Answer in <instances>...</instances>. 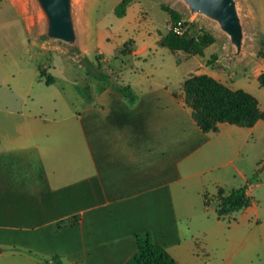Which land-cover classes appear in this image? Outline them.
<instances>
[{
    "label": "crops",
    "instance_id": "0c3cea01",
    "mask_svg": "<svg viewBox=\"0 0 264 264\" xmlns=\"http://www.w3.org/2000/svg\"><path fill=\"white\" fill-rule=\"evenodd\" d=\"M141 82L79 105L0 82V264H123L146 233L179 264H264V121L204 132L184 82ZM246 184L251 204L219 216L218 190Z\"/></svg>",
    "mask_w": 264,
    "mask_h": 264
},
{
    "label": "rangeland",
    "instance_id": "374dc122",
    "mask_svg": "<svg viewBox=\"0 0 264 264\" xmlns=\"http://www.w3.org/2000/svg\"><path fill=\"white\" fill-rule=\"evenodd\" d=\"M120 1L73 0L80 45L76 48L45 36V17L35 0H0V82L12 76L34 79L33 96L42 95L47 105L60 103L59 95L79 105L84 97L107 87L132 85L139 92L143 81L146 87L165 83L178 90L188 76L206 73L216 74L231 89L251 93L264 107V87L258 81L264 71V0L238 5L247 36L239 55L217 22L191 13L180 0H133L126 14L118 17L114 9ZM162 5L182 14L187 23L183 34L207 31L215 37L203 56L187 58L186 52L161 45L173 27ZM97 72L108 75L107 80L93 75ZM51 76L53 86L47 84ZM6 92L2 83L0 100L8 99Z\"/></svg>",
    "mask_w": 264,
    "mask_h": 264
},
{
    "label": "trees",
    "instance_id": "16d2710c",
    "mask_svg": "<svg viewBox=\"0 0 264 264\" xmlns=\"http://www.w3.org/2000/svg\"><path fill=\"white\" fill-rule=\"evenodd\" d=\"M133 0H121L114 12L118 17L126 14L128 5ZM164 11L171 16V24L174 27L178 22H184L182 14L166 5H162ZM170 30L161 39V45L172 52L184 51L191 55L203 56L205 49L215 43V37L207 32L193 34H177ZM216 58V55L211 57ZM100 59V56L97 57ZM212 59L207 64L213 62ZM97 78L105 81L108 75L102 72L94 73ZM259 84L264 87V71L258 75ZM47 83H50L48 80ZM121 93L131 101L136 100L130 85L119 87ZM185 102L192 109V117L196 124L204 132H217L221 123H230L241 127H253L259 120L264 121V109H261L258 99L243 89H231L222 82L208 74L192 75L183 84ZM248 185L235 188L226 193L219 189L215 195V209L219 216L240 211L247 208L251 197L247 194ZM206 206L210 204V198L206 194ZM137 251L123 264H179L162 245L156 244L149 233L137 235ZM55 264H64L54 257Z\"/></svg>",
    "mask_w": 264,
    "mask_h": 264
},
{
    "label": "water",
    "instance_id": "95a60500",
    "mask_svg": "<svg viewBox=\"0 0 264 264\" xmlns=\"http://www.w3.org/2000/svg\"><path fill=\"white\" fill-rule=\"evenodd\" d=\"M191 13L207 16L217 22L228 37L235 55L244 51L246 29L237 0H180ZM45 17V36L68 46L80 48L73 0H35ZM82 56L85 54L82 52Z\"/></svg>",
    "mask_w": 264,
    "mask_h": 264
},
{
    "label": "built area",
    "instance_id": "2783aa9c",
    "mask_svg": "<svg viewBox=\"0 0 264 264\" xmlns=\"http://www.w3.org/2000/svg\"><path fill=\"white\" fill-rule=\"evenodd\" d=\"M173 30L177 34H183L186 31V25L183 23V21L178 22L174 27ZM211 206L210 204L207 206V208Z\"/></svg>",
    "mask_w": 264,
    "mask_h": 264
}]
</instances>
